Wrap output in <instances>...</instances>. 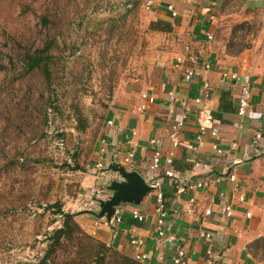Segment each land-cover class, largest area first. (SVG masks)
Listing matches in <instances>:
<instances>
[{
	"label": "crops",
	"instance_id": "obj_1",
	"mask_svg": "<svg viewBox=\"0 0 264 264\" xmlns=\"http://www.w3.org/2000/svg\"><path fill=\"white\" fill-rule=\"evenodd\" d=\"M153 2L152 17L172 24L171 31L157 32L168 36L170 46L162 51L163 58L157 64L156 73L137 76L138 82L134 78V83L121 86L108 109L104 134L95 146V162L103 145L102 158L106 165L113 156L122 162L128 149L127 140L133 138L137 143V170L151 184L157 179L148 168L153 149L160 148L164 154L173 149L172 167L179 179L187 183L201 179L209 181V185L203 188L179 190L165 176L164 169L161 174L159 172L169 212L167 227L184 239L182 243L189 256L187 264H264V255L257 256L251 250L255 241L264 237V140L259 145V153H255L251 146L256 131L264 133L263 34L259 32L255 49L242 51L229 48L230 36L223 37L224 27L231 22L232 27L237 23L251 26L257 23L263 24L264 29V17L257 15L264 10V0H245L240 8L243 12L230 10L229 13L222 10L223 7L225 10L227 0ZM237 18L240 21H234ZM209 34L213 35L212 39L208 38ZM188 42L194 43L200 57L195 65L196 74L190 81L184 78L189 63H175L176 55ZM245 69L252 75L253 89L251 107L241 116L237 112L240 86L231 75ZM145 91L154 94L156 100L144 111H138L137 105ZM169 93H176L178 101L169 100ZM208 114L214 117L210 126L219 127L220 132L217 136L209 134L204 143L198 145L197 133ZM180 118L185 120V125L178 137L179 146L173 148L169 131ZM110 120L111 124L108 123ZM153 138L160 142L151 145ZM234 142L236 147H232ZM214 145L223 152L218 153ZM103 172L99 176L92 170L86 186L82 185L85 192L90 187H103L117 178L115 172ZM233 174L236 175L235 181L230 179ZM191 197L196 198L193 215L185 210ZM94 204L81 211L94 209ZM226 205L232 207L231 216L226 215ZM132 207L123 205L117 212L122 221L110 226L98 222L99 219L89 213H83L77 219L89 233L126 254L134 258L136 254H147L148 263L167 264L174 255L175 245L157 235L156 190L149 192L139 206L146 215L144 221L137 222L132 217ZM207 207L212 209V214L204 219L202 215ZM205 232L212 236L207 238L203 235ZM135 239L143 240V244H134Z\"/></svg>",
	"mask_w": 264,
	"mask_h": 264
},
{
	"label": "rangeland",
	"instance_id": "obj_2",
	"mask_svg": "<svg viewBox=\"0 0 264 264\" xmlns=\"http://www.w3.org/2000/svg\"><path fill=\"white\" fill-rule=\"evenodd\" d=\"M244 1L227 0L224 12H243L240 8ZM124 3L126 0H0V264H40L47 245L46 230L61 223L60 217L51 213L49 203L59 199L65 211L80 217L81 209L100 197L90 191L91 187L87 192L83 187L95 170L93 141H97L105 119L107 108L103 103L112 105L121 86L134 83L137 76L156 73L162 51L168 50L171 41L165 34L145 32L153 6L148 8L142 0L138 27L144 32L111 97L100 63L103 43L99 37L105 31L100 23L124 11ZM43 12L56 15L58 27L51 33L60 30V45L55 51L62 50L48 120L51 91L39 73L24 72L21 60L27 48L35 49L41 43L39 17ZM257 15L263 19L264 10ZM263 30V24L237 23L232 27L231 22L224 27L223 37L230 36L228 46L235 51L241 46L242 50L255 49L260 33L264 45ZM122 47L118 49L121 53L127 45ZM75 97L89 117L86 132L76 127L71 108ZM76 152L84 169L73 168ZM16 156H20L18 163ZM25 158V167L21 168ZM94 209H98L97 204ZM54 217L58 220L51 224Z\"/></svg>",
	"mask_w": 264,
	"mask_h": 264
},
{
	"label": "trees",
	"instance_id": "obj_3",
	"mask_svg": "<svg viewBox=\"0 0 264 264\" xmlns=\"http://www.w3.org/2000/svg\"><path fill=\"white\" fill-rule=\"evenodd\" d=\"M141 1L142 0H126V3H124V11H121V13L119 12L115 16L100 23V29L104 28L105 30L104 36L99 37L100 41L103 43L101 46L103 50L101 52L100 63L101 66L103 65L106 82L110 85L109 92L111 93V97L116 93L115 88L117 90L116 85L119 83L120 75L130 61V58L135 53L134 50L138 45L141 32H144L138 27V24L140 23ZM222 10L224 11V7ZM54 16L56 15L45 12L40 15L39 24H41L43 32L41 43L35 49L26 47L27 50L24 52L21 59L24 66V72L26 74L39 73L43 76L44 84L51 91L48 95V99L51 103H49L46 108V120H48L49 108L54 106L52 102V92L54 91L53 87L59 78L57 66L61 59L60 52H62V50L55 51V48L59 49L60 45L57 40L60 30L57 31L58 33L56 34L51 33L53 28L57 30L58 27L57 17ZM105 23H108V25L106 24V27H104ZM147 24L148 28H146L145 32H169L172 30V24L169 21L160 18L154 19L152 17ZM245 24L246 23H242L240 26H244ZM124 45H127V49L121 53L118 49L123 50L122 46ZM243 48L244 47L241 46L238 51ZM108 54L111 55L109 58ZM43 94H45V92H43ZM103 105L107 108L104 113V118L106 119L108 109L111 105H107L105 102ZM71 108L73 109L74 116L77 120V129L80 132H86L90 127L89 117L85 113L82 104L77 97L72 100ZM105 119L101 124L100 135L98 139H96L97 141H93V145L95 146L104 134ZM19 158L20 156H16V163H18L16 159L20 161ZM73 158H75L77 162L73 168L84 169L82 165H80L81 167L79 166V152L74 153ZM25 160L26 158L20 162L21 168L25 167ZM47 206L48 208H52L51 213L54 214L53 216L60 217L61 223L51 230H46L45 242L47 245L44 249V255L41 258L40 264H151L147 261L137 260L116 248L111 243L105 242L95 235H91L83 229L84 227L78 221L75 213L64 210V203L61 200H55ZM57 220V217H54L51 220V224L55 223ZM253 245H255V247L251 248L253 253L257 254V256H263L264 237L255 241Z\"/></svg>",
	"mask_w": 264,
	"mask_h": 264
},
{
	"label": "built area",
	"instance_id": "obj_4",
	"mask_svg": "<svg viewBox=\"0 0 264 264\" xmlns=\"http://www.w3.org/2000/svg\"><path fill=\"white\" fill-rule=\"evenodd\" d=\"M153 3H154L153 0H146V4L148 8L153 6ZM173 14L175 15L176 12L173 11ZM212 18H215V16L212 15ZM208 38L212 39L213 35L209 34ZM199 60L200 57L197 53V49L194 43L192 42L186 43L184 46V50L181 53L177 54L175 57V63L177 65H183L189 63L184 71V78L188 81L192 80L194 75L196 74L195 65L198 64ZM231 77L237 83H239L240 89L238 96L237 112L239 115L244 116L251 107V98H252V89H253L252 75L248 69H245V71L243 72L238 71L232 73ZM138 80L139 78L136 79V81ZM141 98L142 101L137 105L138 111H144L149 106V104L153 103L156 100V96L147 91L142 92ZM168 99L171 101H178V96L176 95V93H169ZM213 119L214 117L212 114H208L203 118V122L199 127L196 137L198 145H202L205 141V138L209 134H212L214 136H217L219 134L220 132L219 127L210 126L212 124ZM108 123L111 124L112 120L108 121ZM184 125H185V120L183 118L175 120V122L171 125L169 131V137L173 148L179 146L178 137ZM134 133L137 132L134 131ZM262 140H264V133L260 130H257L253 138V142L251 143V146L255 153L260 152L259 145ZM102 142L105 143V140L103 139ZM159 142L160 140L158 138H153L150 140L151 145L157 144ZM127 143H128V149L126 150L125 154L122 156V163L130 170H134V169L137 170L138 168L137 166L138 160L136 159L137 143L133 140V138H128ZM236 146L237 143L234 142L232 144V147H236ZM214 149L218 153L223 152V150L220 147H218V145H214ZM99 152H100L99 154L100 156L99 159L96 160L94 168L96 174L100 176L101 173L102 174L104 173L103 171L107 166L102 158V154L105 152L104 145L100 148ZM174 158H175V151L173 149L169 150L167 153L164 154L160 148H155L153 149V155L149 162L148 168L151 172L157 175V179H154L152 182V184L155 185V190H156L157 235L160 239H163L175 245L174 255L172 256L171 260L168 261L167 264H187L189 260V256L185 249V245L182 243L184 242V239L183 240L180 239L178 235H176V233L171 232L170 229H168L167 227V219L169 216L168 215L169 212L166 206L165 194L161 187L160 179H162V177L160 176V174L162 169H164L165 176L170 178L173 181L175 187L179 190L185 187H188L192 190H196L197 188H203L209 185V181L207 179H201L189 183L182 181L177 177L176 172L172 167L174 163ZM197 165H199V163H197ZM230 179L232 181H235L236 175L235 174L231 175ZM90 191H92L93 194L99 195L100 197H102V195L105 193L103 187H91ZM195 207H196V198L195 197L189 198L185 206L186 212L190 215H193L195 213L194 211ZM225 211L227 216H231L233 214V210L230 205H226ZM131 214L132 217L137 222H142L146 218V215L138 206H133L131 208ZM211 214H212V209L210 207H207L205 208L202 217L205 219L209 217ZM99 221L106 226H110L113 223L121 222L122 216L116 214L111 221H108L105 217L99 218L98 222ZM203 235H205L207 238H210L212 236L211 233L209 232H205ZM133 243L137 245H141L143 244V240L135 239L133 240ZM147 258H148L147 254H136L135 256V259L141 261H146Z\"/></svg>",
	"mask_w": 264,
	"mask_h": 264
},
{
	"label": "water",
	"instance_id": "obj_5",
	"mask_svg": "<svg viewBox=\"0 0 264 264\" xmlns=\"http://www.w3.org/2000/svg\"><path fill=\"white\" fill-rule=\"evenodd\" d=\"M106 172L117 173V178L106 185L109 195L106 198L94 197L98 209H85L80 213H89L96 219L105 217L111 221L123 205L140 206L145 196L155 190L138 170L128 169L113 156L105 168Z\"/></svg>",
	"mask_w": 264,
	"mask_h": 264
}]
</instances>
